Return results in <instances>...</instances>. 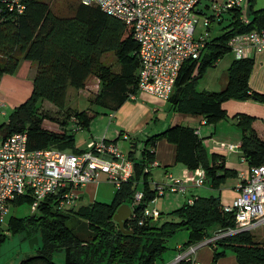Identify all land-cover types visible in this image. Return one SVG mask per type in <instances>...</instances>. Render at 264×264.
<instances>
[{"label":"trees","instance_id":"trees-1","mask_svg":"<svg viewBox=\"0 0 264 264\" xmlns=\"http://www.w3.org/2000/svg\"><path fill=\"white\" fill-rule=\"evenodd\" d=\"M22 11L11 9L0 0V77L14 73L22 58L35 60L37 72L30 95L16 105L8 120L0 125L4 135L27 130L29 148L56 147L62 150L83 148L75 146L76 131L89 129L98 111L89 108L68 109L70 86L84 88L90 78H99L101 88L90 99L92 104L115 109L138 89L140 59L139 45L132 27L122 19L103 10L98 4L80 0L72 15H59L45 0H22ZM256 0H246L242 6L225 10L228 22L222 33L211 36L200 58L183 62L168 98L175 110L201 115L208 123L229 117L224 101L252 98L264 103V92L250 86L249 78L254 66L252 56L233 57L228 66V80L219 90H200L198 82L206 68L232 52L230 39L239 33L264 28V7L255 8ZM246 7V10H245ZM249 7V14H248ZM246 18H249L246 20ZM224 16L219 20L223 22ZM114 51L120 69L103 62L102 55ZM197 72L195 73V70ZM44 100L53 102L57 113L42 110ZM49 117L59 121L61 129L44 126ZM76 117L77 130L70 125ZM242 130L240 146L248 165L264 164V137L254 126L257 116L237 112L232 116ZM166 138L177 146L176 160L188 168L202 166L206 182L221 188L228 177H237L239 170L226 165L224 155L209 153L203 138L195 128L177 122L145 138L139 147V138L130 140L129 157L134 163L133 175L116 187L110 201L93 200L86 204L64 209L57 195L42 199L34 213L12 215L0 235V246L10 234L38 235L41 245L37 253L24 257L18 264H60L54 260L58 250H64V264H158L169 249L168 240L178 231L186 229L185 246L212 237L217 231L235 228V212L227 211L220 195H194L193 202L168 211L158 217L145 214V207L156 197L151 184L149 167L155 159L156 142ZM116 140V139H115ZM143 189L144 196L137 201L135 192ZM32 203L33 197L22 195L14 203ZM123 203H129L133 212L124 223V229L114 219ZM163 217V218H162ZM142 220V222H140ZM213 241L221 245L212 263L228 250L233 251L239 264H264V241L255 239L250 229L221 236Z\"/></svg>","mask_w":264,"mask_h":264},{"label":"built area","instance_id":"built-area-1","mask_svg":"<svg viewBox=\"0 0 264 264\" xmlns=\"http://www.w3.org/2000/svg\"><path fill=\"white\" fill-rule=\"evenodd\" d=\"M3 1L18 11L25 6L22 0ZM82 1L98 4L132 27L139 45L136 50L140 59L138 89L164 99H168L173 92L183 62L202 56L211 38V23L219 22L228 8L242 6L246 2L222 0L212 4L211 12H202L199 7L201 0ZM201 19L208 29L198 31L197 25ZM229 44L237 58L249 56L250 50L262 51L264 28L236 34ZM135 96L136 93H132L130 98ZM2 105L0 99V110ZM72 120L70 126L77 130L76 117ZM204 122H207L206 118ZM213 143L221 151L241 150L240 143L216 140ZM242 159L246 161L244 155ZM156 163V160L152 162L153 165ZM133 172L134 163L128 152L116 140L107 137H93L85 148L75 152L56 147L29 148L27 130L4 135L0 129V235L8 232L3 229L7 216L14 201L22 195L33 197V210L49 195H57L60 207L68 209L79 204L84 186L98 183L102 173L118 187ZM239 176L241 179L236 184L238 195L232 202L224 204L225 210L235 212L236 227L219 230L211 238L189 244L177 254L175 262L192 261L198 264L192 259V254L205 242L264 223V164L248 165L239 172ZM189 183L205 184V168L198 166L183 176L167 173L164 181L154 182L155 198L168 191L185 193ZM143 196L141 188L134 195L136 200H141ZM187 201L193 202V197ZM145 214L156 218L160 210L148 204Z\"/></svg>","mask_w":264,"mask_h":264},{"label":"crops","instance_id":"crops-1","mask_svg":"<svg viewBox=\"0 0 264 264\" xmlns=\"http://www.w3.org/2000/svg\"><path fill=\"white\" fill-rule=\"evenodd\" d=\"M218 1L222 0H201L199 7L202 12H211L212 4ZM260 7H264V0H256L255 8ZM223 16L225 19L221 23L218 22V24L225 25V23L228 22L227 17L229 14L226 12ZM211 36L213 35L211 34ZM249 56L254 58V66L249 78L250 86L257 91L264 92V50H250ZM233 57L234 54L226 60L228 66ZM218 61L214 65H217ZM37 69V61L22 58L14 73H4L1 76L0 99L3 102V107H7V105L10 104L14 108L16 105L24 101V99L31 93L33 78ZM96 77L97 76L94 78L91 77L87 86L79 88L78 90H86V88L92 84L93 80L97 79L96 89L92 92H98L101 88V83L99 78ZM227 80L226 77H223V79L219 80L217 83L206 81L205 84L202 86L198 85L197 87L200 90H219L226 85ZM93 93L86 91V96L91 99ZM47 101L49 100H44L46 103ZM51 103V105L56 106L53 102ZM92 105L97 107L95 109L90 108V111H98V113L93 117L87 135H80L79 137L76 135V143L79 148H85L88 141L93 137H107L113 140L116 139L120 147L128 152L130 149V140L132 138H139V147L142 148L144 146L143 140L147 138V136L159 132L171 124L181 122L195 128V131L203 138V142L209 153L217 152L224 155L226 165L234 167L241 172L248 166L247 161L242 159V150L231 152L227 150H218L214 147L213 138L233 141L241 139L242 130L236 124V119L232 117L237 112H247L257 116L254 121V126L259 134L264 137V126L261 125V123H257L259 117L264 121V103L252 98H231L224 101L223 106L228 111L229 117L218 121L216 124L204 122L205 117L201 115H193L177 111L172 107V103L169 99H164L142 90H138L135 97L128 98L115 109L103 108L96 104ZM153 150L155 151L154 160H156L157 163L154 165L152 164L149 167L151 170L152 186L154 185V182H159L157 181V178H159L157 174H162V178L165 180L166 175L169 172L178 176H183L184 174L192 172V169L188 168L184 163L176 160L177 146L174 142H171L166 138H161L156 142ZM240 179L241 177L238 175L233 182L224 183L219 189L213 188L210 183H208L210 190H204L205 194H201V191L198 192L194 186L196 184L189 183L188 193H185L186 200L189 196L215 194L220 195L224 204L232 202V200L238 195L236 184ZM97 184V182H92L84 186L80 200L83 198H87L88 202L95 200ZM205 184L207 185V182ZM159 200V197L155 198V200L151 202V205L156 207ZM162 203L165 204L166 201L163 200ZM166 217H169V215L165 213L164 218ZM188 236L189 234L187 230L177 234L169 244L170 247L165 252L164 259L158 264H193L192 261L175 262L177 254L187 247L184 244L188 240ZM217 249H222L221 245L215 241H207L196 249L192 254V259L198 264H213L212 260ZM214 264H239V261L236 254L233 251L228 250L224 255L218 257Z\"/></svg>","mask_w":264,"mask_h":264},{"label":"rangeland","instance_id":"rangeland-1","mask_svg":"<svg viewBox=\"0 0 264 264\" xmlns=\"http://www.w3.org/2000/svg\"><path fill=\"white\" fill-rule=\"evenodd\" d=\"M48 1L53 9L54 12H56L59 15H72L75 11V7L78 3L79 0H45ZM246 10V7H245ZM227 23V22H226ZM225 23V24H226ZM223 26L221 24H218L217 21L212 22L211 27V34L213 36L218 35L222 33L223 31ZM208 29L203 25V19H201L198 22L197 25V30L202 31ZM232 52L227 53L225 56L221 57L220 60L218 61L217 65H210L206 68L204 75L200 78L198 85L202 86L205 84L206 81H209L210 83H217L219 80H222L223 77H226L228 79V65L226 64V60L232 56ZM102 60L105 63L112 64L113 68L115 70L120 69V64L117 61V56L114 51H106L102 55ZM197 72V69L195 70V73ZM93 78L95 75L92 76ZM97 78V77H96ZM1 80V77H0ZM96 83L97 79L93 80L92 84L85 89L78 90V88L70 86L69 87V92H68V98H67V106L68 109H72L74 107H78L80 109L84 108H91L95 109L97 106L92 105L90 99L86 96V91H89L93 93L96 89ZM93 86V87H92ZM32 87V86H31ZM32 89V88H31ZM79 92V93H78ZM96 93V92H95ZM93 93V95L95 94ZM30 95V94H29ZM28 95V96H29ZM27 96V97H28ZM26 97V98H27ZM25 98V99H26ZM24 99V100H25ZM51 101H47L43 103L42 110L44 112H47L50 115L54 114L58 116L59 118L65 117V112L66 110H63L64 113H57V107L54 105H51ZM13 107L9 104L7 107H3L0 110V125L8 120L9 114L12 111ZM4 111V113H3ZM92 111V110H91ZM52 115V116H54ZM257 123H261V125L264 126V121L261 119V117L258 118ZM214 124V123H210ZM216 124V123H215ZM44 126L47 127L48 129H53V130H60L61 126L59 121L55 119H51L47 117L44 121ZM88 129L86 128H81L76 131L77 137L80 135H87ZM76 137V139H77ZM242 137V136H241ZM119 139V138H118ZM220 141V142H232V143H240L241 139L238 141H233V140H225V139H220V138H213L214 141ZM75 146H78L77 143ZM67 151H74V149L67 148ZM159 178H157V181H163L164 179L162 178V174H157ZM236 177H228L225 183L233 182ZM99 182L96 187V199L101 200V201H110L115 193L116 190V184L108 179V176L105 173H102ZM195 188L199 191H201V194H205L204 190H210L207 185L199 184V185H194ZM188 191V190H187ZM186 193V192H185ZM183 192H173V191H168L164 195H160L159 202L156 204V207L164 212L167 213L168 211L174 209L177 206L182 205L186 201V195ZM188 193V192H187ZM210 195V194H208ZM165 200L166 203H162V201ZM138 203L139 201H135ZM179 202V204H178ZM88 203L87 198H83L82 200L79 201L78 205L81 204H86ZM77 205V206H78ZM149 206L152 207L151 203H149ZM34 213V210L32 209V205L28 202H23L20 204H14L11 208V211L9 215L7 216L6 223L8 222L9 218L14 215V216H26L28 214ZM186 229H182L178 231L175 235L171 236L168 240V244H170L175 236L179 234L180 232L184 231ZM253 234L255 235V239L258 241H264V223L260 224L256 227H253L250 229ZM35 236H28L26 233H15V234H10L7 237V239L2 243L0 246V264H18L24 257L33 255L37 253V247L41 245V240L39 238V242H35ZM31 240L35 242L34 246L31 245ZM54 260L57 261L60 264H64L65 261V252L64 250H58L54 254Z\"/></svg>","mask_w":264,"mask_h":264},{"label":"water","instance_id":"water-1","mask_svg":"<svg viewBox=\"0 0 264 264\" xmlns=\"http://www.w3.org/2000/svg\"><path fill=\"white\" fill-rule=\"evenodd\" d=\"M248 14H249V7H248ZM132 212H133V208L129 203H123L118 207L117 211L114 214V219L119 222L121 228L124 229V223L130 217ZM35 239H36L35 242L38 243L39 242L38 236H35ZM35 242L31 240V245L34 246Z\"/></svg>","mask_w":264,"mask_h":264}]
</instances>
